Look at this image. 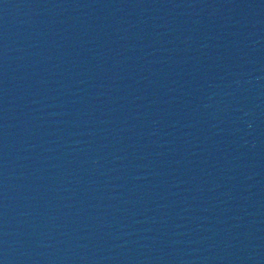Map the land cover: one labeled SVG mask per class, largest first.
<instances>
[{
  "label": "water",
  "instance_id": "1",
  "mask_svg": "<svg viewBox=\"0 0 264 264\" xmlns=\"http://www.w3.org/2000/svg\"><path fill=\"white\" fill-rule=\"evenodd\" d=\"M0 264H264V0H0Z\"/></svg>",
  "mask_w": 264,
  "mask_h": 264
}]
</instances>
